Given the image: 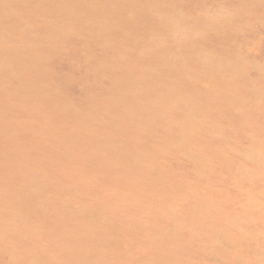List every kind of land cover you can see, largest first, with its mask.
<instances>
[{"label":"rangeland","instance_id":"obj_1","mask_svg":"<svg viewBox=\"0 0 264 264\" xmlns=\"http://www.w3.org/2000/svg\"><path fill=\"white\" fill-rule=\"evenodd\" d=\"M39 1L0 0V16L12 12L0 21L2 43L18 26L23 38L12 54L40 57L25 74L52 93L47 102L33 98L43 88L36 82L16 94L17 82L7 80L9 93H0L7 107L0 124L22 126L16 136L7 132L17 140L14 155L0 152V208L2 196L22 192L19 184L39 208L22 223L1 219L0 237L8 240L0 242V264H264V0ZM143 11L153 19L146 22ZM36 13L40 18H31ZM35 34L43 41H26ZM186 40L193 53L183 49ZM158 50L173 54L182 75L163 77L167 61L152 57ZM201 51L217 58L212 66L194 67ZM196 78L206 85L195 86ZM167 82L175 96L183 89L188 103L166 100ZM136 93L137 105L120 99ZM52 100L69 108L66 117L48 113ZM159 100L168 113L156 119L160 113L149 106ZM5 111L12 113L4 118ZM40 112L46 135L34 141L28 124ZM13 162L26 180L10 179ZM37 192L51 204L40 207Z\"/></svg>","mask_w":264,"mask_h":264},{"label":"bare ground","instance_id":"obj_2","mask_svg":"<svg viewBox=\"0 0 264 264\" xmlns=\"http://www.w3.org/2000/svg\"><path fill=\"white\" fill-rule=\"evenodd\" d=\"M30 1H34V2H37V3H39L40 1L39 0H30ZM125 1V0H124ZM128 1V0H127ZM137 1H139V0H137ZM141 1H143V0H140L139 2H141ZM260 1H262V0H260ZM63 1H61L60 3H62ZM83 2V1H82ZM103 2H106L105 0L103 1ZM115 2H116V0H115ZM130 2H132V0L131 1H129L128 3H130ZM136 1H134V2H132L133 4L135 3ZM139 2H138V4H139ZM173 2L174 3H176V0L174 1L173 0ZM255 2H257V0L255 1ZM263 2V1H262ZM27 3V2H26ZM137 3V2H136ZM178 3V2H177ZM258 3V2H257ZM259 3H261V2H259ZM107 4V3H106ZM109 4V3H108ZM107 4V5H108ZM131 4V3H130ZM129 4V5H130ZM141 4V3H140ZM254 3H251L250 5L251 6H254L253 5ZM262 4H264V2L262 3ZM123 5V4H122ZM109 6H111V5H109ZM131 6V8H132V5H130ZM130 6H126V7H129L130 8ZM136 6V5H135ZM125 7V6H124ZM138 7V6H137ZM135 8V9H138V8ZM116 8H117V6H116ZM126 9V8H125ZM128 9V8H127ZM6 11V12H5ZM42 12L43 11H45V10H41ZM100 11H102V10H100ZM107 11V10H106ZM105 11V12H106ZM125 11V10H124ZM137 11V10H136ZM150 11V10H149ZM4 14L2 15V16H0V21H2L3 20V18L4 17H6L7 18V16H9L10 15V13H12L11 12V10H9V9H7V10H4ZM49 12H50V10H49ZM93 12V11H92ZM138 12V11H137ZM136 12V13H137ZM150 12H152V11H150ZM104 13V12H103ZM144 13V11L142 12V14ZM152 13H154V12H152ZM256 13V12H255ZM114 13H112V15H113ZM148 12H145V14H143L144 16L146 15L147 17H146V22L147 21H150V20H152L153 19V17L151 18V16H152V14L150 13V14H148ZM259 14V13H258ZM34 16H31V18H40V15H41V13H36V14H33ZM118 16L120 15V14H117ZM123 15V14H122ZM141 15V14H140ZM255 15V14H254ZM256 15H257V13H256ZM15 16V15H14ZM14 16H12V19L14 18ZM98 16V12H97V10H95V13H94V19L96 18ZM155 16V15H154ZM259 15H257V17H258ZM67 17V16H66ZM102 17V16H101ZM141 17H142V15H141ZM140 17V18H141ZM262 18H264L263 16H261ZM67 18H69V17H67ZM71 18V17H70ZM119 18V17H118ZM120 18H121V16H120ZM135 18V17H134ZM137 18V17H136ZM145 18V17H144ZM260 18V17H259ZM69 20V19H68ZM116 20H118V19H116ZM119 20H121V19H119ZM141 20H143V19H141ZM126 21V20H125ZM144 21H145V19H144ZM190 21V20H189ZM116 22V21H115ZM119 22V21H118ZM128 22H130V21H128ZM133 22V21H132ZM80 23V22H79ZM130 24H131V22H130ZM54 25L56 26L55 27V29H57V24H55L54 23ZM123 25V24H122ZM264 25V24H263ZM130 26H132V25H130ZM133 26L134 27H137V22L135 21V22H133ZM262 26V25H261ZM15 27H18V26H12L11 27V29L13 30V31H10V37L8 36V40H6L4 43H2V40H3V38H5V37H7L6 35V33L3 31L2 33L0 32V53H3V54H6L8 57H6V60H0V93H4V94H6V93H9V90H8V88L6 87V85H5V80H7V81H9V82H11V83H14V82H17V86H16V89L18 90V91H16V94H19L20 92H22V93H24L26 90H27V88L29 87V86H31V85H34L36 82H37V84H42V86H43V88H41V89H39V90H37L35 93H34V95L32 96L33 98H36V99H39V100H45L46 102H47V100H48V96H50L52 93H51V91L49 90V86H47L45 83H43L42 82V79H40L37 75H35L36 76V79L35 80H31V79H29V78H27V74H25L26 72H30V73H32L33 72V70H34V64H35V59L37 58V59H40V57H38L37 55H35V54H32L31 52H29V51H27V50H21V53H17V57H16V55H14V54H12V53H15V51H14V45H13V43H14V41H15V39H19V38H23V37H21V35L23 36V34L20 32V31H18ZM209 28V27H208ZM211 28V27H210ZM14 29H16V32L14 31ZM234 32V31H233ZM21 35H20V34ZM234 34V33H233ZM217 36H218V34H217ZM219 36H221V34L219 35ZM222 36H223V34H222ZM39 37H41V36H38V34H35V36H30V38L28 39V38H25L26 39V41H28L29 40V42L30 41H33V42H42L43 41V39H41V38H39ZM225 38H226V36H224ZM31 38H33L32 40H30ZM35 38V39H34ZM43 38L45 39V37L43 36ZM224 38V39H225ZM41 39V40H40ZM227 39V38H226ZM101 40V39H100ZM101 42V41H100ZM182 42V41H181ZM184 42V41H183ZM180 44V43H179ZM183 44V43H182ZM26 45V44H25ZM186 45H187V40H186ZM157 46V45H156ZM183 45H179L178 46V50L181 52L182 51V47ZM28 47V46H27ZM186 47V46H185ZM158 48V47H157ZM164 48V47H163ZM162 48V49H163ZM27 49V48H26ZM184 50H185V52H189V54H190V52L191 53H193V50L191 49L190 50V46L189 45H187V50L185 49V48H183ZM177 50V51H178ZM110 51V50H109ZM150 51V50H149ZM154 51V50H153ZM157 51V50H156ZM155 51V52H156ZM162 50H158V52H156L155 54L154 53H152L153 55H152V57L155 55L156 57H158V55H163V57H164V59L167 61V62H164V65H165V67H163V69H165L166 70V72L164 73V75H163V77L166 79V80H169V81H173V78H174V76L175 75H179V74H181L182 73V66H177V65H173V63H171V60H173L175 57L173 56V54H172V56L171 57H169V55L167 54V53H162L161 52ZM144 52H146V51H144ZM196 52H198V51H196ZM195 52V50H194V53H196ZM148 53V52H147ZM199 53V52H198ZM188 54V55H189ZM226 54V53H225ZM147 55H149L150 56V54H147ZM146 55V56H147ZM149 56H147L148 58H149ZM197 56H198V54H197ZM189 57H193L192 55L190 56L189 55ZM151 58V57H150ZM224 58V57H223ZM8 59H13L14 61H13V65H14V67H15V70H13L11 67H10V64H9V61H8ZM170 59V60H169ZM177 59V58H176ZM193 59H195V57L194 58H191L190 60H193ZM213 59H217L216 57H213L212 55H208V53H204V52H200V56L197 58V59H195L194 61H195V63H194V61H190V60H182L183 62H185V63H180V64H187L188 62L189 63H194L196 66H194V67H196V68H198L199 69V67H201V68H203L204 66H206V65H208V66H212L213 65V63H215L214 62V60ZM122 60V59H121ZM154 60V59H153ZM152 60V62H154ZM219 60V59H218ZM220 61V60H219ZM126 62V61H125ZM149 62H151V61H149ZM217 62V65H218V61H216ZM166 63V64H165ZM248 64V63H247ZM177 66V67H176ZM228 68H230L231 66H227ZM186 68V67H185ZM184 68V69H185ZM228 68H226L227 70H228ZM216 69H218L217 67H216ZM238 69V71H239V73L238 74H242L243 73V70H244V68L241 66V67H239V68H237ZM251 69H253L254 71H259V72H262V68H260V67H257V66H255V64H253L252 65V67H251ZM216 71V70H215ZM222 71V70H221ZM190 72V71H189ZM219 72H220V70H219ZM258 72V74H260ZM152 73H153V71H152ZM215 74V73H214ZM220 75H221V73H219ZM153 75V74H152ZM161 75V74H160ZM182 75V74H181ZM218 75V74H217ZM245 75L243 74V77H244ZM187 77H189V76H187ZM205 77V76H204ZM237 77H238V75H237ZM243 77H241V78H243ZM181 78V77H180ZM258 78H260V77H258ZM257 78V79H258ZM263 78V77H262ZM262 78H260V79H262ZM182 79V78H181ZM186 79L184 78V79H182V81H181V84H182V82L183 81H185ZM206 80V79H205ZM229 80V79H228ZM248 80V79H247ZM155 81V80H154ZM209 81V80H208ZM243 81V80H242ZM241 81V82H242ZM259 81V80H258ZM190 82V81H189ZM206 81H204V79H199V78H196L195 80H194V82H193V84L196 86L197 84L198 85H200V86H202V83H204L203 85H206V83H205ZM219 82H220V80H219ZM231 81H229V82H227V83H230ZM245 83L247 82L246 80L244 81ZM253 82V85H255V81L253 80L252 81ZM184 83H186V81L184 82ZM215 83V82H214ZM151 84H153V83H151ZM156 84H157V82H156ZM243 83H241V85H242ZM247 84V83H246ZM171 85L173 86V84H171V82H167L165 85H163V88H165V89H167V91H166V93L165 94H167L168 92V97H166V100H171V99H173L174 97H176L177 99L178 98H180L181 99V97L183 98V100L185 99L183 96H185V94H184V91H183V89H181L180 90V88H179V90H180V95L179 96H175V95H173V91H174V93L176 94V93H178L179 91H177V90H173L172 88H171ZM233 85H236V81H233ZM226 86H228V85H226ZM259 86H260V84H259ZM158 87H162V85H159ZM179 87H180V84H179ZM182 87V86H181ZM246 87V86H245ZM151 88V87H150ZM174 88V87H173ZM248 88V87H247ZM50 89H52V88H50ZM171 89H172V91H171ZM238 89H241V88H238ZM237 89V90H238ZM22 90H25V91H22ZM237 90H236V92H237ZM192 91V90H191ZM14 92V91H13ZM141 93H143V91H140ZM160 92V91H159ZM220 92V91H219ZM254 93V92H253ZM28 94H33V93H28ZM137 94H139V93H136L134 96H132V95H128L129 97H127V98H124V97H120V99H122V100H124V101H126L127 99H131V100H129L133 105H137L139 102H140V99H139V97H138V95ZM153 94V93H152ZM206 94V93H205ZM12 95H13V93H12ZM216 95V94H215ZM194 96H197V95H194ZM189 97V96H188ZM155 98V97H154ZM175 98V99H176ZM60 98L58 97V95H55V97H54V100H59ZM180 99H178V100H180ZM215 99V98H214ZM219 99V98H218ZM262 99H263V97H262ZM165 100V101H166ZM197 100V99H196ZM203 100H204V97H203ZM264 100V99H263ZM53 101V100H52ZM85 101V100H84ZM153 101V100H152ZM165 101H163V100H159L158 102H156L155 104H153V106H149V107H153V109H155V110H157L159 113H160V115H156L157 117H156V119H158L159 117H162V118H164V114L166 115V113H168V110H166L165 109V107H164V105H165ZM167 101V102H168ZM187 102L188 103V101L187 100H184L183 102ZM26 102H30V103H32L33 104V106H34V109H36V104H37V102H32V100L29 98V100L28 101H26ZM45 102V103H46ZM155 102V101H154ZM190 102H191V100H190ZM218 102V101H217ZM223 102V101H222ZM221 102V103H222ZM262 102V101H261ZM39 103V102H38ZM42 103V102H41ZM151 103V102H150ZM186 103V104H187ZM216 103V102H215ZM219 103V102H218ZM217 103V104H218ZM221 103H220V105H221ZM263 103V102H262ZM114 104L115 103H112V104H110V105H113L114 106ZM157 104V105H156ZM223 104H225V103H223ZM257 104V103H256ZM110 105H109V107H110ZM123 105H126V104H118L115 108H117L118 109V111H124V106ZM167 105V104H166ZM261 105V104H260ZM257 106V105H256ZM67 106H65V108H63V107H58L57 105H55V101H53V103H51V107L48 109V113H51V112H57L58 114H56V115H59V113H61L62 114V116L63 117H66V114H65V112H67L68 110H69V108H66ZM108 107V106H107ZM160 107V109H158ZM179 107V106H178ZM177 107V108H178ZM187 107H189L188 105H187ZM219 107V106H218ZM5 108H7V107H5ZM5 108H3V107H0V111L1 110H3V109H5ZM12 108H13V106H12ZM109 109V108H108ZM147 110H148V108H146ZM188 109H190V108H188ZM217 109V108H216ZM145 110V109H144ZM144 110H142V111H140L141 113L144 111ZM195 110V109H194ZM197 110H199V109H197ZM219 110H221V109H219ZM11 111H12V109H11ZM196 111V110H195ZM222 111V110H221ZM224 111V110H223ZM222 111V112H223ZM152 112H153V110H152ZM176 112V111H175ZM12 112H9L8 113V111H5L4 113H2L3 114V116H4V118L5 117H9V115L11 114ZM68 113V112H67ZM99 113V112H98ZM173 113V112H172ZM172 113H171V115H172ZM177 113V112H176ZM194 113V112H193ZM192 113V114H193ZM143 114V113H142ZM156 114H158V113H156ZM13 115L14 116H17V114H14L13 113ZM55 115V117H57ZM168 116H169V118L171 119V115H169V114H167ZM42 116H44L41 112L40 113H34V114H32L30 117L31 118H33V120H31L30 121V123L31 124H28L29 126H32L34 129H33V134L32 135H30V137L32 138V140H34V141H40L46 134H45V132H44V130H42L43 129V127L40 125V118L42 117ZM54 117V118H55ZM147 117V116H146ZM148 117H150L149 116V114H148ZM58 118H59V116H58ZM56 119V118H55ZM136 119V118H135ZM139 120V119H138ZM156 121V120H155ZM22 128V126L20 125V124H13V125H11L10 123H8V122H5V123H3V124H0V152L4 155V154H7V155H9V156H13L14 155V149H12V146L17 142V140H14V138H16L15 136H16V133H17V128ZM10 128H13V130L11 131V133L13 134V135H15V136H13V135H11L10 133L9 134H7V132H8V130L10 129ZM40 128H42L41 130H40ZM55 137H56V135H55V133H52ZM131 135V134H130ZM138 135V134H137ZM147 138V137H146ZM168 138V137H167ZM57 139V138H56ZM130 139H131V137H130ZM151 139H153V138H151ZM180 139H181V137H180ZM58 140V139H57ZM56 140V141H57ZM142 140V139H141ZM128 141V140H127ZM25 142H27L26 140H19V142H18V144H19V146H21L22 144H24ZM32 142V141H31ZM58 142V141H57ZM146 142H148V140H146ZM156 142V141H155ZM33 143V142H32ZM126 143H128V142H126ZM140 143H142V142H140ZM149 143H150V141H149ZM144 144V143H143ZM154 144V143H153ZM183 144V143H182ZM33 145H34V143H33ZM153 147V146H152ZM19 148V147H18ZM137 148H138V146H137ZM156 148V147H155ZM159 148V147H158ZM178 148V147H177ZM182 148V147H181ZM1 149H5L4 151H1ZM180 149V148H179ZM185 149V148H184ZM17 150L18 149H16L15 151L17 152ZM187 150V149H186ZM53 151V150H52ZM154 151H157V150H154ZM177 151H178V149H177ZM179 152V151H178ZM188 152V151H187ZM175 153H176V150H175ZM168 154V153H167ZM162 156V155H161ZM172 156V155H171ZM170 156V157H171ZM182 156V155H181ZM167 158V157H166ZM172 158H173V156H172ZM178 158V157H177ZM180 158V157H179ZM178 158V159H179ZM171 159V158H170ZM174 159H175V156H174ZM177 159V160H178ZM184 159V158H183ZM185 160H186V158H185ZM191 161H192V159H190ZM189 159L188 160H186V161H190ZM180 161L182 162V159H180ZM177 162V161H176ZM14 163V162H13ZM190 163V162H189ZM134 164H135V162H134ZM179 164V163H178ZM180 164H182V163H180ZM185 165V164H184ZM183 165V166H184ZM182 166V167H183ZM9 168H11V169H9V171H10V173H9V177H10V179L11 180H13V182L15 181V182H18V181H20V180H26V177H27V175H25V172H23L22 170H20L21 168L18 166V164H16V163H14V164H12ZM184 168V167H183ZM195 168V167H194ZM46 170V169H45ZM162 170V169H161ZM185 171V170H184ZM194 171V170H193ZM32 172H34V171H32ZM175 173V172H174ZM188 173V172H187ZM102 177V176H101ZM103 178V177H102ZM101 178V179H102ZM181 178V177H180ZM100 179V180H101ZM182 179V178H181ZM180 180V179H179ZM183 180V179H182ZM186 180V179H185ZM95 181V180H94ZM102 181H103V179H102ZM96 182V181H95ZM97 182H98V184L99 183H101V182H99L98 180H97ZM104 182V181H103ZM102 182V183H103ZM101 183V184H102ZM105 183V182H104ZM188 183V182H187ZM19 184V183H18ZM42 184V183H41ZM44 185V184H43ZM191 184L189 183V186H190ZM46 186V185H45ZM44 186V187H45ZM25 188L26 186H21L20 184H19V186L17 187V189H20L22 192L18 195V196H16V197H7V195H5V196H2V202H1V208H0V221H1V219H3L4 221H5V219H7V218H10L11 220H13V221H15V222H18V223H22V222H24L26 219H28V217L29 216H31V215H36V214H38L37 213V210H39V208L38 207H36V208H32L33 206V203H30L29 202V196L28 195H26V194H28L27 192H24V190H22V188ZM43 187V186H42ZM43 187V188H44ZM49 191V190H48ZM56 192H57V190H56ZM42 193V192H41ZM137 193V192H136ZM21 195H22V197H24L23 199H21ZM29 195H31V194H29ZM67 195V194H66ZM36 197L35 198H37L39 201H37V202H39V204H41L40 205V207L41 206H45V205H48L49 203L51 204V202H52V199H48L49 197H45L43 194H40V192H37L36 193V195H35ZM5 197V198H4ZM4 198V199H3ZM61 199V198H60ZM152 199V198H151ZM58 200V199H57ZM56 201V200H55ZM54 201V202H55ZM182 205V204H181ZM41 209V208H40ZM17 210H20L21 212H22V214H18V212H17ZM129 211V210H128ZM95 216V215H94ZM102 216V215H101ZM21 217H23V218H21ZM93 218V217H92ZM43 219V218H42ZM94 220H95V218H93ZM103 219V218H102ZM96 220H97V218H96ZM105 222H106V220H105ZM7 224V223H6ZM14 226V224H10V226L8 227V229H10V228H12ZM18 226V225H17ZM3 227H5V226H3ZM16 228H18V227H16ZM0 229H3V228H1L0 227ZM14 233H12V235H13ZM11 235V236H12ZM106 235V234H105ZM6 237L7 236H4V237H0V242H3V241H5V240H8V238L6 239ZM9 238H11V237H9ZM111 238V237H110ZM130 239V238H129ZM10 240V239H9ZM10 244H5V247L7 248L8 246H9ZM212 253V252H211ZM162 256H164V255H162ZM213 256V255H212ZM167 259V258H166ZM164 261H165V259H163ZM163 260H161V262L163 263L164 261ZM198 262V261H197ZM204 262V261H203ZM201 263V264H204V263ZM261 262V261H260ZM156 263H159V261L158 262H156ZM165 264V263H164Z\"/></svg>","mask_w":264,"mask_h":264}]
</instances>
